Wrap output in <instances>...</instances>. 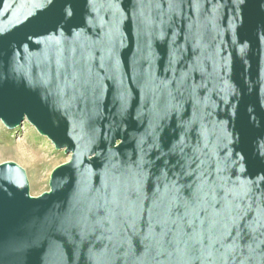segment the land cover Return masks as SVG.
Returning a JSON list of instances; mask_svg holds the SVG:
<instances>
[{"label":"water","instance_id":"water-1","mask_svg":"<svg viewBox=\"0 0 264 264\" xmlns=\"http://www.w3.org/2000/svg\"><path fill=\"white\" fill-rule=\"evenodd\" d=\"M70 159L0 164V264H264V0H0V122Z\"/></svg>","mask_w":264,"mask_h":264},{"label":"rangeland","instance_id":"rangeland-1","mask_svg":"<svg viewBox=\"0 0 264 264\" xmlns=\"http://www.w3.org/2000/svg\"><path fill=\"white\" fill-rule=\"evenodd\" d=\"M69 159L27 121L13 130L0 122V164L10 161L25 170L31 196L48 191L51 172Z\"/></svg>","mask_w":264,"mask_h":264}]
</instances>
